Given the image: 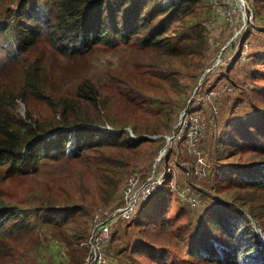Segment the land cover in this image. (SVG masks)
Instances as JSON below:
<instances>
[{
	"label": "rangeland",
	"instance_id": "1",
	"mask_svg": "<svg viewBox=\"0 0 264 264\" xmlns=\"http://www.w3.org/2000/svg\"><path fill=\"white\" fill-rule=\"evenodd\" d=\"M160 3L171 8L173 1L160 0ZM17 6L16 0H0V18L5 22L13 19V11L7 8ZM149 6L151 12H155V6L162 8L159 0H151ZM233 8L242 12L255 8V20L263 28L251 36V55L245 61L229 66L227 60L223 68L202 79L205 68L220 58L222 46L237 34L240 19L237 16L233 22L228 17V10ZM187 11L190 15L180 20L158 18L159 22L164 20V35L170 36L167 45L144 47L137 37L129 42L117 39L113 47L110 43L99 44L88 62L83 56L64 57L47 42H42L35 51H28L17 47L5 34L0 36V81L6 82L10 98L18 96L15 111L26 123H31L27 119L31 112L42 128L47 127L44 136H55L58 130L53 128L63 127L59 86L79 82L75 79L79 78L77 69L85 64L100 96L96 105L83 109L91 119L79 125H98L102 130L110 127L113 131L109 135L113 138L115 130L124 131L120 142H133L132 132L139 136L171 133L187 98L200 85L204 91L224 82L233 87L231 94L217 99L220 105L217 118H213L209 104L212 101H203L208 122L203 146L211 174L194 179L192 162L184 147L176 145L171 151L169 162L178 168L177 172L184 177H180L182 181L197 188L201 206L190 209L171 187L164 186L141 207L136 215L142 213L140 217L115 231L106 247L112 264H154L139 256L136 248L149 243L143 235L148 225L157 220L175 221L176 227L200 231L207 220L219 216L246 225L250 231L253 228L260 233L264 231V181L258 171L249 169L264 161V0H243L242 7L238 0H195ZM230 49L223 57L230 55ZM47 62L46 69L40 66L41 71L46 70L41 84L50 97L27 94L24 101L27 90L19 75L27 67ZM136 78L142 79L144 85L137 86ZM124 94H130L137 104L138 111L133 116L123 110L119 98ZM214 119H217L215 126ZM163 145L164 140L147 138L135 149H112L115 161L105 167L106 171L98 172L103 180L90 175L83 156L74 155L60 161L54 157L42 159L36 173L6 170V179L0 183L1 203L13 206L16 215L0 233V264H43L53 251L52 237H69L77 232L71 233L69 227H78L81 232L85 229L86 236L96 209L120 204L127 178L136 171L147 174ZM128 161L129 165L124 166ZM246 179L256 180V184H248ZM19 207L25 208L27 217L16 212ZM55 223L63 230H56ZM121 236L123 239L118 240ZM222 237L219 227L215 228V240ZM188 248L186 241L173 240L171 247L165 248L169 258L165 263L184 264L189 258ZM50 261L55 262V258Z\"/></svg>",
	"mask_w": 264,
	"mask_h": 264
},
{
	"label": "trees",
	"instance_id": "2",
	"mask_svg": "<svg viewBox=\"0 0 264 264\" xmlns=\"http://www.w3.org/2000/svg\"><path fill=\"white\" fill-rule=\"evenodd\" d=\"M172 1L171 8H164L167 5L161 4L159 0V5L163 9L155 6V12H151L149 6L151 0H16L18 4L16 9L7 8L8 11H13V19L5 22V19L0 18V36L2 33L5 34L6 38L17 47L28 51H35L42 42H47L60 55L68 58L83 56L87 62L90 54L97 50L99 44L110 43L113 47L117 39L129 42L133 37H137L144 47H163L171 42L170 36L164 35V20H180L189 16L190 13L186 12V9L195 4V0ZM208 7L210 9L209 1ZM161 16H164V20L159 22L158 18ZM256 20L254 10L253 24L249 21L242 32L233 38L223 53L224 56L226 50L230 49V45L234 42L229 56H222V61L216 66H214L216 59H214L205 68L204 73L207 68H211V70L203 73V79L223 68L224 62L227 60H230L229 66H231L234 62L245 61L251 55L250 38L254 32L263 28ZM141 30L144 32L142 33ZM237 38L238 40H236ZM247 42L250 45L249 50L246 49L245 44ZM246 50L247 55L242 59V54ZM42 65L46 69L49 62L27 67L19 75V80L23 82V87L27 90L23 96L24 101L27 99V94H33L39 98L50 97V94L41 84L43 75L46 73V70H40ZM85 67L86 64L77 69L76 75L79 78L75 79H79V82L59 86L61 115L64 116V125L53 128L58 130L55 136H44L47 127L42 128L40 122L34 118L31 112H28L27 115V119L31 120V123H26L19 116L15 111L18 96L15 95L10 98L5 87L6 82L0 81V183L6 179V170L18 174L36 173L40 169L42 159L54 157L55 161H60L73 155L76 157L83 156L87 162L90 175L103 180L98 172L106 171L105 167L115 161L111 152L112 149H135L147 138L164 140L165 144L164 137H141L138 140L131 137L133 142H130L131 140L120 142L124 131L114 133L115 138H113L109 132L105 133L101 128L79 125L80 122H87L91 119V116L86 114L83 109L96 105L100 96L97 84L89 78ZM138 73L141 74L140 69H138ZM135 83L137 86L144 85V81L138 78L135 79ZM213 87L216 86H211V88ZM203 91L202 85L196 89L198 94H203ZM73 92L75 93L72 95ZM189 98L181 110L187 105ZM119 100L123 103V110L128 115L133 116L137 113L138 110L135 107L137 104L130 94L122 95ZM194 102L193 99L192 103ZM198 108L202 109L203 104H199ZM217 117L219 115L213 114V118ZM212 124L215 126L217 119H214ZM213 128L211 127V130ZM72 135L75 136V146L68 152V144L71 143ZM129 163V161L126 162L124 166L129 165ZM249 169L258 171L257 173L261 175L264 181V161L258 162L257 165L249 167ZM80 179L85 183L82 177ZM171 180L172 175L156 193L138 207L130 218L121 219L115 223L112 238L115 237L120 226L140 217L142 213L136 215L141 207L164 186L171 187ZM245 182L256 184V180L253 179H246ZM123 201L122 194L121 202ZM1 202L0 196V233L16 215L13 206L4 205ZM115 205H106L107 207L103 205V208L111 209ZM189 208L191 209V207ZM16 212L27 217L24 207L17 208ZM84 213L87 214V212ZM94 216L95 213L90 221L86 236L83 234L85 229L81 232L78 227L68 228L71 233L73 230L77 231L73 236L60 237L56 233L59 238L52 237L53 251L43 264H87L90 250L88 240ZM217 227L223 233V237L219 240L214 238ZM54 228L63 230V227L58 223L54 224ZM186 235H188L187 238ZM143 237L149 243L137 246L136 252L154 264H166L165 262L169 258L165 248L171 247L173 240L187 242L189 258L184 260V264H264V231L260 233L254 228L250 231L248 226L224 217L214 216L207 220L205 227L200 231L196 229L190 231L188 227L185 229L176 227L175 221L157 220L148 225ZM112 238L104 246L108 257L106 247ZM117 239L122 240L123 237ZM78 242L79 244H77ZM190 244L195 246L190 248ZM76 245L80 246L77 247ZM141 248L143 250L139 251ZM158 248L161 249V252H158ZM52 257L55 258V262L50 261ZM109 259L110 264H112V258L109 257ZM114 261L117 262V259Z\"/></svg>",
	"mask_w": 264,
	"mask_h": 264
},
{
	"label": "built area",
	"instance_id": "3",
	"mask_svg": "<svg viewBox=\"0 0 264 264\" xmlns=\"http://www.w3.org/2000/svg\"><path fill=\"white\" fill-rule=\"evenodd\" d=\"M237 16L241 20L237 30V34H240L248 23L246 12L237 8L228 10V17L233 22L237 20ZM251 23L253 24L252 21ZM245 45L246 49L249 50V42ZM247 50L243 52L242 59L246 57ZM232 90L231 85L222 84L218 88L208 90L204 95L195 93L188 106L180 113L172 133L165 135L168 145L161 151L148 174L143 177L140 172L136 171L127 178L123 189V204L112 209L97 208L88 240L90 250L87 264H110L104 246L112 237L115 223L121 219L130 218L144 201L160 189L170 174L175 175L173 166L164 165L160 168L162 159L170 151L172 144L182 142L186 146L188 154L194 162L192 169L194 177L202 179L210 175L209 163L205 159V150L202 146L207 121L204 111L198 108V104L203 103L204 100H210L212 101V104L209 102L212 109L218 114L220 105L217 103V99L219 100L225 94L231 93ZM193 99L195 100L194 103H192ZM104 129L106 131L112 130L110 127ZM132 135L137 138V135L133 133ZM71 139L72 147L75 138L72 136ZM171 187L180 199L189 206L193 208L201 206L202 198L192 183H178L173 177Z\"/></svg>",
	"mask_w": 264,
	"mask_h": 264
},
{
	"label": "clouds",
	"instance_id": "4",
	"mask_svg": "<svg viewBox=\"0 0 264 264\" xmlns=\"http://www.w3.org/2000/svg\"><path fill=\"white\" fill-rule=\"evenodd\" d=\"M240 4V7H242L243 6V0H242V3H239ZM245 12H246V14H247V20H248V22L250 21H252V18H253V10H250V12H248V11H246L245 10ZM251 14H252V16H251ZM250 16H251V18H250ZM240 23H241V20H240ZM240 23H239V25H240ZM237 35H239V34H236L233 38H235ZM233 38L231 39V40H229L225 45H223L222 46V48H221V50H220V52L218 53L220 56V58L219 59H217L216 58V62H215V64H214V66H216V65H218L221 61H222V56H223V53H224V51H225V49L227 48V46L231 43V41L233 40ZM249 47H250V45H249ZM211 70V68H207L206 69V71H205V73L206 72H209ZM204 73V74H205ZM204 77V76H203ZM203 77H202V79H203ZM224 84H229V83H224ZM220 85H222V84H220ZM220 85H218V86H216V87H213V88H218ZM230 85V84H229ZM201 86V85H200ZM200 86H198V87H196L195 89H194V91H193V94L191 95V97L188 99V102H187V105L179 112V114H178V117H177V121H178V118H179V115H180V113L188 106V104H189V102H190V99L192 98V96H194V94L195 93H197L196 92V89L197 88H200ZM213 88H210V89H213ZM233 88V87H232ZM210 89H208V90H210ZM208 90H206V91H203V94L202 95H204V94H206V92L208 91ZM233 91V90H232ZM231 91V92H232ZM226 95V94H225ZM224 95V96H225ZM221 100V98L219 99V101ZM203 104V108H202V110L204 111V114H205V117H206V121H207V116H206V112H205V108H206V105L204 104V103H202ZM210 104V103H209ZM199 105V104H198ZM211 105V104H210ZM200 109V108H199ZM219 113H220V107H219V112H218V114H216L215 112H214V110L212 109V114H216V115H219ZM177 121H176V123H175V126H176V124H177ZM84 125H87L88 127H92V128H98V127H101V126H98V125H92V124H84ZM174 126V127H175ZM207 126H208V122H207ZM174 129V128H173ZM103 130L105 131V132H111V131H113V130H110V131H106L104 128H103ZM116 132H120L121 130H115ZM173 131V130H172ZM206 131H207V128H206ZM206 131H205V137H206ZM133 134H134V132H132ZM132 133H131V137L132 138H134L133 137V135H132ZM172 133V132H171ZM171 133H169V134H171ZM134 135H137V134H134ZM165 135H167V134H163V133H158V134H149V133H146V134H143V135H141V136H139V135H137V138H134L135 140H138V139H140L141 137H149V138H159V137H164L165 138V140H166V137H165ZM74 138H75V136L74 135H72ZM72 136H71V138H72ZM205 137H204V139H205ZM71 144H72V139H71V143H70V148H69V150H68V152L69 151H71L73 148H74V146H75V141H74V143H73V146L71 147ZM168 144H167V140L165 141V144H164V146L159 150V152L157 153V155L155 156V158H154V160H153V162H152V165H151V167L153 166V164H154V162L156 161V159H157V157L160 155V153H161V151L167 146ZM176 145H178V146H182V147H184V149L187 151V148H186V146L182 143V142H180V143H174V144H172V146L170 147V151L167 153V155H165L164 156V158L162 159V162H161V164H160V168H162L164 165H169V166H172V164L169 162V159H170V157H171V155H172V153H171V151H172V149L174 148V146H176ZM202 146H203V144H202ZM203 148H204V146H203ZM187 154H188V151H187ZM189 155V154H188ZM205 155H206V158H207V152L205 153ZM190 157V156H189ZM190 159H191V157H190ZM208 160V159H207ZM191 162H192V165H191V172H192V169H193V167H194V162H193V160L191 159ZM187 166H189L190 165V163L189 162H184ZM208 163H209V169H210V174H211V167H210V162L208 161ZM151 169V168H150ZM177 170H178V168H174V172H175V175H173V173L172 174H170V175H172V180H173V177H174V180H176V181H180V182H185V181H182L181 179H180V176H179V173L177 172ZM150 171V170H149ZM148 171V172H149ZM142 174V176L143 177H145L147 174H143V173H141ZM169 175V176H170ZM168 176V177H169ZM192 176H193V174H192ZM194 177V176H193ZM194 179H197L196 177H194ZM168 180V179H167ZM172 180H171V186H172ZM162 186V185H161ZM161 188V187H160ZM172 188V187H171ZM124 189V188H123ZM199 192V191H198ZM156 193V192H155ZM122 194H123V190H122ZM123 197H124V195H123ZM179 197V196H178ZM180 198V197H179ZM184 204H186L183 200H181ZM124 202V201H123ZM123 202H121L120 204H117V205H115L114 207H116V206H118V205H121V204H123ZM186 205H188V204H186ZM189 206V205H188ZM113 207V208H114ZM189 207H191V206H189ZM103 208V207H102ZM191 208H193V207H191ZM195 208H198V207H195ZM104 209H107V208H104ZM112 209V208H111ZM97 210V209H96ZM95 213H96V211H95ZM95 217V216H94ZM113 235V234H112ZM112 238V237H111ZM106 253V252H105ZM107 255V254H106ZM109 258V257H108ZM110 260V259H109Z\"/></svg>",
	"mask_w": 264,
	"mask_h": 264
},
{
	"label": "bare ground",
	"instance_id": "5",
	"mask_svg": "<svg viewBox=\"0 0 264 264\" xmlns=\"http://www.w3.org/2000/svg\"><path fill=\"white\" fill-rule=\"evenodd\" d=\"M239 3H242V0H238Z\"/></svg>",
	"mask_w": 264,
	"mask_h": 264
},
{
	"label": "crops",
	"instance_id": "6",
	"mask_svg": "<svg viewBox=\"0 0 264 264\" xmlns=\"http://www.w3.org/2000/svg\"><path fill=\"white\" fill-rule=\"evenodd\" d=\"M179 176L182 177V178H184L182 175H180V173H179Z\"/></svg>",
	"mask_w": 264,
	"mask_h": 264
}]
</instances>
